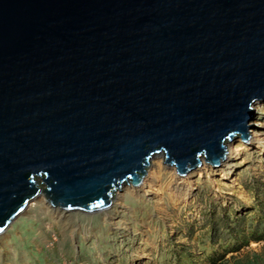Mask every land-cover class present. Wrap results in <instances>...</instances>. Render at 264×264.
Returning a JSON list of instances; mask_svg holds the SVG:
<instances>
[{
    "label": "water",
    "instance_id": "95a60500",
    "mask_svg": "<svg viewBox=\"0 0 264 264\" xmlns=\"http://www.w3.org/2000/svg\"><path fill=\"white\" fill-rule=\"evenodd\" d=\"M257 101L264 0H0V234L40 195L109 208L159 154L219 166Z\"/></svg>",
    "mask_w": 264,
    "mask_h": 264
},
{
    "label": "rangeland",
    "instance_id": "374dc122",
    "mask_svg": "<svg viewBox=\"0 0 264 264\" xmlns=\"http://www.w3.org/2000/svg\"><path fill=\"white\" fill-rule=\"evenodd\" d=\"M255 146L240 151L232 180L194 175L192 193L166 191L159 203L126 195L109 207L113 219L73 211L62 226L33 205L0 234V264H264V150Z\"/></svg>",
    "mask_w": 264,
    "mask_h": 264
},
{
    "label": "bare ground",
    "instance_id": "6f19581e",
    "mask_svg": "<svg viewBox=\"0 0 264 264\" xmlns=\"http://www.w3.org/2000/svg\"><path fill=\"white\" fill-rule=\"evenodd\" d=\"M254 111L252 114V118L249 119L248 123L250 126L248 127V135L250 132L249 140L246 142H239L235 145L234 149H231V145L234 143L235 139L226 143V151L227 155L219 161V166L215 167L211 164L205 163L202 161V164L200 166H196L193 169L189 170L184 175H179L176 172L175 167L167 166L164 163L163 156L161 154L153 156L150 160V165L146 169L144 175L141 177L140 182L138 185H134L131 182L123 183L121 184L120 189L115 190L113 197H112V203L110 205V208H112L114 205L122 207L123 200L127 197H135L144 201H148L151 199L153 194H158L156 196V202L159 203L161 201V194L163 192H168L172 198H179L186 195V197L192 193V189L194 186L193 178L194 175L201 177L205 181L207 179H210V177L215 174L216 172L219 173V175L222 177V180H232L234 176V169L231 170L232 167H234L235 159H241L242 156L240 155V151L243 149L248 148L250 145H256L255 147L258 149L264 150V123L262 122H252V119L255 118L257 114L260 112H264V102L257 101L254 104ZM237 138V137H236ZM239 138V136H238ZM238 140V139H237ZM240 140V139H239ZM261 150V151H262ZM203 160V159H202ZM169 170V172L166 174V170ZM231 170V171H230ZM166 174V175H165ZM164 176H167L164 181ZM214 184H217L216 182ZM153 193V194H152ZM185 198H181V201H184ZM33 205H38L40 209H42L44 212H47L54 220V222L61 224L62 226H66L71 221L70 212L73 211H65L63 209H60L58 207L51 206L43 196H38L34 198L32 201H30L26 208L21 212L22 215L26 214V212L31 208ZM117 208L116 206H114ZM110 208L104 209L99 212L94 213H86L85 214H95L100 213L102 217L105 219H113L117 214L116 210L111 211ZM31 212V211H30ZM84 213V212H83ZM19 216V215H18ZM17 216V217H18ZM16 219V218H15ZM14 219V220H15ZM13 220V221H14ZM12 221V222H13ZM72 224V223H71ZM10 227V225L8 226ZM7 227V228H8ZM72 227V226H71ZM6 228V230H7ZM6 230L3 232L5 233ZM1 233V234H3Z\"/></svg>",
    "mask_w": 264,
    "mask_h": 264
},
{
    "label": "snow or ice",
    "instance_id": "6c2138e0",
    "mask_svg": "<svg viewBox=\"0 0 264 264\" xmlns=\"http://www.w3.org/2000/svg\"><path fill=\"white\" fill-rule=\"evenodd\" d=\"M3 229H0V231H2Z\"/></svg>",
    "mask_w": 264,
    "mask_h": 264
}]
</instances>
